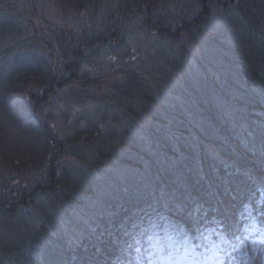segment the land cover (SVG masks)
Segmentation results:
<instances>
[{"label":"trees","instance_id":"obj_1","mask_svg":"<svg viewBox=\"0 0 264 264\" xmlns=\"http://www.w3.org/2000/svg\"><path fill=\"white\" fill-rule=\"evenodd\" d=\"M127 33L159 64L79 74ZM59 94L121 127L57 128ZM165 231L169 258L264 264V0H0V264H146Z\"/></svg>","mask_w":264,"mask_h":264},{"label":"rangeland","instance_id":"obj_2","mask_svg":"<svg viewBox=\"0 0 264 264\" xmlns=\"http://www.w3.org/2000/svg\"><path fill=\"white\" fill-rule=\"evenodd\" d=\"M57 1L60 2L61 0H57ZM40 7L41 10L43 11V14L48 16L47 18H55L54 17L55 15H53L52 13L53 9H50L47 5L45 6L44 4H41ZM150 37L151 36H144L143 33H141L140 38L143 41H139V36H136L135 34L127 33L124 36L123 42L117 45L116 47L114 48L102 47L94 52H90L87 55L86 59L79 65V74L86 73L93 75L96 73H101L104 72L107 68H111V65L113 63L120 62L121 59H127V58L130 59L133 57L135 58L133 61L136 69H141L146 71L150 70L152 65H155L157 63L159 64V62L156 61L153 62L150 60V52L152 54H156V50L157 52L158 50L160 51V47L158 46L159 43L156 41V39L154 38L150 39ZM140 45H142V49L144 47L145 55L144 58H142L140 51L139 56L142 59L137 60L135 53H137L138 48H140ZM162 45H163L162 57L168 58L170 52L167 49L166 42L162 41ZM23 55L27 56L26 54ZM25 58L26 57L23 58V61H25L24 60ZM16 59L21 60V58L18 57ZM3 62H5V60ZM167 86H169L170 88L169 84H167ZM57 97L58 99H54V101L51 102L48 108L46 109L47 119L53 122L54 126H56L57 128L81 127L93 120L97 121L98 125L106 130L109 129V127L111 128L121 127L120 124L109 123L110 121L102 122L103 114L111 118L113 112L111 110H106L104 106H102L101 104H98L93 101H82L80 103H77V101L75 102L72 101L70 97L69 100L66 98L63 101L59 99L61 98L60 94ZM146 264H202V263L191 259L189 255L186 253V251L181 250L176 254H174L172 258H169L167 254L161 255L160 257L157 258L155 256H150V254L148 253ZM216 264H220V263H216Z\"/></svg>","mask_w":264,"mask_h":264},{"label":"snow or ice","instance_id":"obj_3","mask_svg":"<svg viewBox=\"0 0 264 264\" xmlns=\"http://www.w3.org/2000/svg\"><path fill=\"white\" fill-rule=\"evenodd\" d=\"M201 238L208 241L212 245V248H218L219 247V244L215 241H212L210 237L203 236V234H201ZM221 239L224 240L223 237ZM146 241H147L150 248H153L155 251H158L160 253H164L165 251H168L169 257L171 256V252L173 250V244L175 243V241L173 240V238L171 236H169L167 234L166 231H165V234L163 236L159 235L158 233H153L151 235H147ZM224 242H226V241H224ZM136 243H140V241L137 240ZM184 243L185 244L190 243V240L187 236L184 239ZM198 246L199 245H197V247ZM187 250L188 249L186 248L185 251H187ZM137 251H139V248H137Z\"/></svg>","mask_w":264,"mask_h":264}]
</instances>
